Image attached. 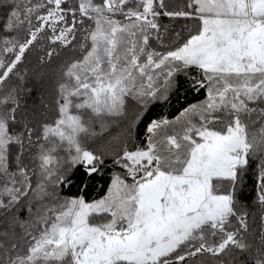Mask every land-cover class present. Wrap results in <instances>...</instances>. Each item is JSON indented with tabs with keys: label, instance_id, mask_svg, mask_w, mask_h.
<instances>
[{
	"label": "snow or ice",
	"instance_id": "obj_1",
	"mask_svg": "<svg viewBox=\"0 0 264 264\" xmlns=\"http://www.w3.org/2000/svg\"><path fill=\"white\" fill-rule=\"evenodd\" d=\"M0 264H264V0H0Z\"/></svg>",
	"mask_w": 264,
	"mask_h": 264
},
{
	"label": "trees",
	"instance_id": "obj_2",
	"mask_svg": "<svg viewBox=\"0 0 264 264\" xmlns=\"http://www.w3.org/2000/svg\"><path fill=\"white\" fill-rule=\"evenodd\" d=\"M165 23L168 21L165 20ZM42 54V53H40ZM37 53H33L29 59L31 60V64L29 65L30 72L32 76L34 77L31 80L30 87H35L40 92L43 93L45 100H49L51 98L52 94V86H53V80L51 79L52 71L55 65L49 67V66H41L36 61ZM43 76V80L40 81L39 77ZM38 92H33L32 98L29 100V103L31 104L34 100L36 101L37 106H39V100L37 99ZM203 93H201L199 96H193V94L189 93L186 96L181 92L179 98L172 97L169 102L165 104H158L153 109V114H162V115H168L170 118L178 113V111L186 106L188 103L195 102L196 99H202ZM106 166L101 174L95 177V179H89L85 177V182L89 184L88 189L86 190V198L96 199L102 195H104L109 187L111 178L114 174L121 173L122 169L119 166H114L111 162V159L106 157ZM75 180V177H73ZM79 187V181H76L74 186L71 189H64L65 195H74L77 194V189ZM246 196H245V202L250 203L251 200L254 198L255 193L252 191V181L248 180L244 186ZM253 212H255V209H252Z\"/></svg>",
	"mask_w": 264,
	"mask_h": 264
},
{
	"label": "rangeland",
	"instance_id": "obj_3",
	"mask_svg": "<svg viewBox=\"0 0 264 264\" xmlns=\"http://www.w3.org/2000/svg\"><path fill=\"white\" fill-rule=\"evenodd\" d=\"M110 184H111V181H110ZM110 184H109V185H110ZM107 190H108V189H107ZM106 192H107V191H106ZM105 194H106V193H105ZM105 194H104V195H105ZM102 196H103V195H102ZM102 196H100V197H102ZM100 197H98V198H100ZM98 198H96V199H98Z\"/></svg>",
	"mask_w": 264,
	"mask_h": 264
}]
</instances>
